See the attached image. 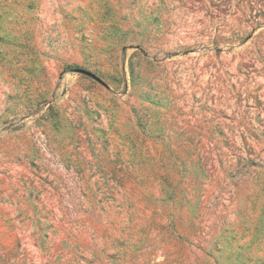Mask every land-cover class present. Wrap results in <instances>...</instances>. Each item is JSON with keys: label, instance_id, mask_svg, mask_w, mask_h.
Here are the masks:
<instances>
[{"label": "rangeland", "instance_id": "obj_1", "mask_svg": "<svg viewBox=\"0 0 264 264\" xmlns=\"http://www.w3.org/2000/svg\"><path fill=\"white\" fill-rule=\"evenodd\" d=\"M0 264H264V0H0Z\"/></svg>", "mask_w": 264, "mask_h": 264}, {"label": "water", "instance_id": "obj_2", "mask_svg": "<svg viewBox=\"0 0 264 264\" xmlns=\"http://www.w3.org/2000/svg\"><path fill=\"white\" fill-rule=\"evenodd\" d=\"M82 73H84L85 75L89 76L90 78L94 79L95 81L99 82V83H103L99 78H97L96 76H94L93 74L86 72V71H81Z\"/></svg>", "mask_w": 264, "mask_h": 264}]
</instances>
